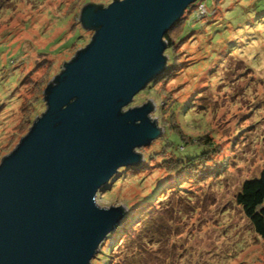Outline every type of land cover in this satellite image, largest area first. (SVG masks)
I'll return each instance as SVG.
<instances>
[{
    "label": "rangeland",
    "instance_id": "374dc122",
    "mask_svg": "<svg viewBox=\"0 0 264 264\" xmlns=\"http://www.w3.org/2000/svg\"><path fill=\"white\" fill-rule=\"evenodd\" d=\"M113 1L0 0V161L45 111L43 91L64 62L90 41L93 31L79 21L84 5L107 7ZM203 5L206 14L187 15L180 35L175 28L167 33L175 44L170 62L165 40L171 74L140 91L126 108L151 102L149 117L162 129L159 137L136 149L143 157L139 165L121 168L97 194L99 208L125 206L131 218L142 211L146 196L157 192L132 239L107 242L119 258L116 264H264V241L234 203L241 182L264 167V0H204ZM186 105L182 117L177 108ZM28 110H36L29 122ZM165 127L193 144L214 138L219 149L212 157L229 163L220 180L188 183L172 169ZM178 178L182 182L173 186L191 200L171 191ZM151 236L154 242L147 241ZM94 259L90 264L102 261Z\"/></svg>",
    "mask_w": 264,
    "mask_h": 264
},
{
    "label": "water",
    "instance_id": "95a60500",
    "mask_svg": "<svg viewBox=\"0 0 264 264\" xmlns=\"http://www.w3.org/2000/svg\"><path fill=\"white\" fill-rule=\"evenodd\" d=\"M198 0L84 5L90 41L43 91L45 111L0 161V264H90L124 219L96 197L159 137L153 105L127 108L167 68L164 40Z\"/></svg>",
    "mask_w": 264,
    "mask_h": 264
},
{
    "label": "trees",
    "instance_id": "16d2710c",
    "mask_svg": "<svg viewBox=\"0 0 264 264\" xmlns=\"http://www.w3.org/2000/svg\"><path fill=\"white\" fill-rule=\"evenodd\" d=\"M203 1L204 0H198L196 1V3L191 5L185 12L186 16H184L183 14V16L179 19L178 22L174 24L171 30L174 28L179 30L177 34L180 35V30H181L180 27L183 24L184 20L187 18V15H189L190 13H194L196 15V18L200 15H205L206 11L203 5ZM196 6H197L196 10H194ZM200 8H203L204 13L201 12ZM164 40H166L169 45V48L166 52L168 53L170 52L169 61L171 62L173 60V56L171 53L173 52L175 44L172 43V39L169 37L168 34H165ZM77 41H80V36L77 38L75 42ZM167 64H168L167 67H169L170 63ZM167 71H169V68L164 70L151 83H149L146 89H148L151 85H153L156 82V80H158L160 77L162 78V76H164L165 78L163 79L166 80V78H168V76L171 74V72L167 73ZM27 77L28 76L25 74V77L23 78L26 79ZM150 92L151 90L149 91V93ZM187 108H188L187 105L183 106L181 110H178L177 108V112L179 113L180 116L185 117L186 114L184 115L183 113H185ZM174 110L175 109L172 108V111ZM35 111L32 114V111L28 110V114L26 116L27 122H29L30 120H32L33 117H35L36 115ZM250 112L254 113L253 108L251 109ZM22 129L23 128H20L19 130ZM164 129H165L164 141L166 140L165 143H169V146L164 145V149H166L168 152H172V155L174 157V159L172 158L174 165L173 166L171 164L172 169H174L176 172H181L182 177H185L188 183H191L189 181L192 179L198 182L200 181L210 182L213 179H215L216 181L220 180V178L224 174L225 166L229 165V163H227L226 159H223L222 156H219L220 159L212 157L213 153H217L216 148L218 147L217 144H214V138L213 139L205 138V140H202L200 143L195 142V144H193L192 142L189 141H183L179 136V134L171 132L170 131L171 129H168L166 127ZM167 129L170 131V133H174L180 137V140L182 141L180 145L178 146L174 145L173 141L170 139V137L167 134ZM23 136L24 135H22V137ZM163 161H166V159H163ZM209 162L211 163V165L208 164ZM196 174L198 177H196ZM181 182H182L181 179L178 178L177 180H173V183L171 182V185L178 187ZM183 183L187 184V182H183ZM174 186L171 187L172 192L175 191L179 194V196L187 197L186 198L187 200H191V198L187 196V194L182 193L183 190H179V188L175 189ZM108 187L109 185H107V189ZM156 196H157L156 191H154L152 195L146 196V198L142 203L143 205L142 211H139L140 212L139 214H133V216L130 218L128 217L129 216V212H128V214L119 223V225L115 228V230L112 231L107 237V239L104 240L103 243L100 245L99 253L97 254L94 260H99V259L102 260L100 261L101 262L100 264H109V263L116 264L119 258L118 256L112 254L111 246H109L107 242L110 240L113 244L114 243L117 244L119 242V239L130 238L131 240L132 239L130 237L132 235L131 233L136 231L137 226L139 225L138 220L142 218L143 220L146 221V219H148V216L143 215V213H145V210H147V208L150 210L153 207L152 205L149 206V204H151V202L154 201V197ZM162 197L163 196H161V198ZM234 203L237 206V208L240 209L241 214L243 215L244 219L247 221L249 229L253 232V234H255L256 237H259L264 241V167L260 168L259 174L257 176L246 178L241 182L236 194L234 195ZM154 239L155 237L151 236L149 239H147V241L154 242ZM100 256H102V258Z\"/></svg>",
    "mask_w": 264,
    "mask_h": 264
},
{
    "label": "built area",
    "instance_id": "2783aa9c",
    "mask_svg": "<svg viewBox=\"0 0 264 264\" xmlns=\"http://www.w3.org/2000/svg\"><path fill=\"white\" fill-rule=\"evenodd\" d=\"M200 9H201V8H200ZM201 12L204 13V12H203V9H201Z\"/></svg>",
    "mask_w": 264,
    "mask_h": 264
}]
</instances>
